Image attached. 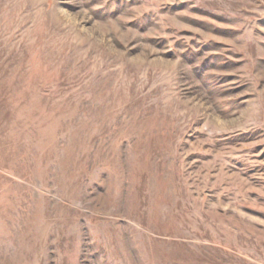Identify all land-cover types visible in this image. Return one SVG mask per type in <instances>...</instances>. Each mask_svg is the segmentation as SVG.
<instances>
[{
    "label": "rangeland",
    "instance_id": "374dc122",
    "mask_svg": "<svg viewBox=\"0 0 264 264\" xmlns=\"http://www.w3.org/2000/svg\"><path fill=\"white\" fill-rule=\"evenodd\" d=\"M0 264H264V0H0Z\"/></svg>",
    "mask_w": 264,
    "mask_h": 264
}]
</instances>
